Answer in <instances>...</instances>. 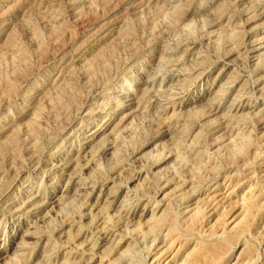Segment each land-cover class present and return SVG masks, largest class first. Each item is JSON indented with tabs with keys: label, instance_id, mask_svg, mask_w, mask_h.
I'll list each match as a JSON object with an SVG mask.
<instances>
[{
	"label": "rangeland",
	"instance_id": "obj_1",
	"mask_svg": "<svg viewBox=\"0 0 264 264\" xmlns=\"http://www.w3.org/2000/svg\"><path fill=\"white\" fill-rule=\"evenodd\" d=\"M0 264H264V0H0Z\"/></svg>",
	"mask_w": 264,
	"mask_h": 264
}]
</instances>
